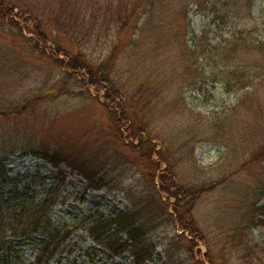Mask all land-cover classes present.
Returning <instances> with one entry per match:
<instances>
[{
  "label": "rangeland",
  "instance_id": "1",
  "mask_svg": "<svg viewBox=\"0 0 264 264\" xmlns=\"http://www.w3.org/2000/svg\"><path fill=\"white\" fill-rule=\"evenodd\" d=\"M253 1L255 20L246 18L239 25L241 28L251 29L253 35L264 42V0ZM65 2L78 6L75 8L80 13L77 21L71 18L70 11H67L69 13L64 16V20L56 17L57 9ZM108 2L111 0H15V4L19 6L14 17L21 21L22 27L0 24V97L12 93L19 99H22L20 96L30 99L49 88H56L55 95L29 107L26 113L0 117V157L7 156L5 165L8 172L12 176L27 171L42 173L47 178L48 186L46 189L40 186L33 188L35 198L37 201L43 200L47 191L54 195L56 201L52 217L55 223L61 224L60 233L51 239L52 247L60 243L55 254L44 256L40 260L33 243L34 240H39L38 234L29 233L27 238H7L9 244H14L21 251L26 260L24 264H135L129 253L115 256L104 245L96 244L89 229L101 231L99 224L103 214L109 216L126 208L129 204L126 190L129 187L138 190V195L140 194L145 183V168L134 161L132 150L124 146L128 136L125 127L119 129L123 132V139L121 137V140L114 141L119 131L112 107L105 104L110 102L106 98V91L95 87H91L89 91L78 90L75 81L64 84L67 72L64 63L73 55L83 52L97 64L105 62L102 60L108 56L111 43L117 40L118 34L112 16H116L119 9L115 6L108 10ZM189 17L191 27L198 36L209 28L211 32L208 33V38L211 43L231 37V26L217 27L212 22L213 15L206 16L197 12L195 5L192 6ZM38 18L40 19L37 20ZM72 23L78 26H73V31H68L67 25ZM178 23V29L172 32L159 30L154 35L166 40L167 36L177 34L179 41L183 40L180 43L184 47V39L191 45V34L186 32V22L179 20ZM29 25L36 30H29ZM133 29L134 27H129L124 32L125 40H129ZM22 32L36 40L40 38L38 32H42L46 35L47 44L39 40L40 45L36 42L28 44L23 39ZM145 40H149V37ZM177 45L178 47H174L167 44L165 50L171 55L174 51L179 53V42ZM40 46L49 53H55L57 61L53 57L42 55ZM165 60L166 56L159 57L158 62L162 65L159 67L160 72L170 70V73L176 69L179 75L176 77L178 82L175 88H181L187 79L186 70L182 63L181 66L180 62L177 63V66L173 59L168 60V56L167 62ZM209 70L210 67L207 66L206 72ZM245 93L246 90L237 94L228 92L222 82L204 79L197 88L188 89L183 94L179 89L172 91L174 99L170 96V100H175L178 104L183 97L190 111L209 115L236 104L238 98ZM261 93L263 97L264 89ZM196 124L202 126L200 118L187 113L178 116L176 120L156 124V132L160 136H169V131L181 129L183 141H186L194 133L189 130L190 134L186 136L184 130ZM173 136L171 139H174L176 145L182 143L181 138ZM134 139L129 137L128 141ZM189 143V151L195 150L199 165L204 170L197 174L195 167L187 160L180 169V174L186 175L187 179L195 176L218 180L241 165L235 154L225 151L221 138L210 139V142L203 144L196 141ZM160 147L158 144V148ZM115 151L122 154L125 160H113L111 156ZM153 159L158 161V155L154 154ZM55 161L59 164L55 165ZM165 166L166 163L162 162L161 168ZM147 169L149 172L150 168ZM151 171L152 174L156 173L155 179L158 182L159 170L151 168ZM91 177L96 182L106 184V187L101 190L88 189ZM149 178L150 176H146V179ZM5 190L8 195V189ZM253 202L264 203V158L250 162L239 172L230 174L226 182L202 197L196 214L206 241L194 238L197 245L192 246L190 240L193 236L190 232L173 221L148 233V241L155 246L154 264L158 261L163 264H194L187 248L190 246L194 248L195 258L202 264H255L259 260L264 264V226L249 228L246 231L249 234L246 243L241 245L229 243L224 233L231 228L228 227L230 224L234 225L238 221V213L247 211L248 205ZM67 230L71 234L65 238ZM115 236L117 235L113 229L104 234L107 240ZM118 237H123L122 233ZM248 245L253 247L251 251L247 248Z\"/></svg>",
  "mask_w": 264,
  "mask_h": 264
},
{
  "label": "trees",
  "instance_id": "2",
  "mask_svg": "<svg viewBox=\"0 0 264 264\" xmlns=\"http://www.w3.org/2000/svg\"><path fill=\"white\" fill-rule=\"evenodd\" d=\"M194 5L197 6V12L206 16L213 15L212 22L217 27L231 26V37L211 43L208 38V33L211 32L209 28L198 36L191 27L189 17ZM253 5V0H111L107 3L108 10L115 6L119 9L116 16H112L118 38L111 43L108 56L102 60L105 62L97 64L85 53L78 52L64 63L67 71L65 85L69 81H75L78 90L89 91L91 87H95L106 91V98L110 102L105 104L112 107L111 111L116 115L115 122L119 131L114 141L121 140V137L123 139V132L119 129L125 127L128 136L124 146L132 150L134 161L146 171L140 194L138 195V190L129 187L126 190L129 200L126 208L109 216L103 214L99 224L101 231L89 229L94 242L110 249L113 255L123 256L129 253L135 264H154L155 246L148 241L147 234L169 221L178 222L190 232L193 236L190 240L192 246L197 245L198 239L206 241V235L196 214L202 197L226 182L230 174L239 172L250 162L264 158V94L262 97L261 93L264 89V42L258 40L251 29L241 28L239 25L246 18L255 20ZM18 6L15 0H0V24L22 27L21 21L14 17ZM77 7L65 2L57 9L56 17L64 20V16L69 13L67 11H70L71 18L77 21L80 14L76 12ZM25 11L29 12V9ZM179 20L186 22V32L191 34V45L184 39V47L180 43L183 40L179 41L177 34L167 36L166 40L154 35V32L159 30L172 32L178 29ZM73 26L78 25H67V30L73 31ZM129 27H134V32L129 40H125L123 34ZM28 29L36 30L31 29L30 25ZM38 33L40 38L37 40L23 32L22 36L28 44H39V41L47 44L46 35ZM147 37L149 40H145ZM178 42L179 53L173 50L171 55L165 50L167 44L178 47ZM40 49L42 55L53 57L57 61L55 53L47 52L43 46H40ZM163 55L166 56V62L168 56V60L173 59L177 66V63L180 62V66L182 63L186 70L187 79L181 88H175L178 82L176 77L179 75L176 69L170 73V70L160 72L159 67L162 65L158 61ZM207 66L210 67L208 72ZM204 79L222 82L228 92L237 94L246 90V93L238 98L236 104L209 115L190 111L183 97L178 104L175 100H170V96L174 99L172 91L179 89L183 94L188 89L197 88ZM55 90V87L49 88L36 98L30 99H24V96L19 99L12 93L2 96L0 117L22 115L29 107L50 95H55ZM187 113L196 115L202 121V126L196 124L184 130L186 136L190 131L194 133L191 138L183 141L181 129L176 132L169 131V136H160L161 134L156 132V124L176 120L178 116ZM172 136L181 138L182 143L176 145L174 139H171ZM129 137L135 139L128 141ZM215 138H221L225 151H231L237 160L241 161V165L233 170L235 173L230 172L218 180H206L198 176L187 179L186 175L180 174L181 166L185 165L187 160L195 167L197 174L204 170L199 165L195 150L189 151V142L203 144ZM154 154L158 155V161L153 159ZM124 157L129 160L127 156ZM6 158L7 156L0 157V264L26 262L17 246L8 243L9 236L27 238L29 233H36L39 240H34L33 243L38 251L37 257L40 260L44 256H51L60 245L56 243L52 247L51 240L60 233L61 226L60 223H55L52 217L55 196L47 191L44 199L37 201L33 189L36 186L46 189L47 178L39 171H27L12 176L5 165ZM111 158L117 162L125 160L122 154L116 151ZM162 162L166 163L164 168H161ZM54 164L59 163L55 161ZM147 168H150L149 172ZM151 168L159 170L158 182L155 179L156 173L152 174ZM146 176L150 178L146 179ZM87 187L101 190L106 184L96 182L91 177ZM5 189H8V195L5 194ZM256 202L250 203L247 211L238 213V221L234 225L230 224L228 227L231 228L224 232L229 243L245 244L249 235L246 231L249 228L264 226V203ZM111 229L117 236L107 240L104 234ZM120 233L126 238L118 237ZM70 234V230H67L65 238ZM192 246L187 247L191 255L190 260L194 264H202L195 258ZM247 248L250 251L253 249L249 245ZM208 257L211 259L209 255ZM157 264L163 263L158 261ZM255 264L263 263L259 260Z\"/></svg>",
  "mask_w": 264,
  "mask_h": 264
}]
</instances>
